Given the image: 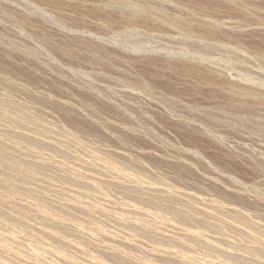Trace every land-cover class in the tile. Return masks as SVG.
I'll return each instance as SVG.
<instances>
[{
  "label": "rangeland",
  "instance_id": "1",
  "mask_svg": "<svg viewBox=\"0 0 264 264\" xmlns=\"http://www.w3.org/2000/svg\"><path fill=\"white\" fill-rule=\"evenodd\" d=\"M128 1L135 9H145L130 15L114 10L109 0H0V73L6 71L0 80L6 85L0 82L12 92L7 94L6 89L7 95L3 94L0 84L2 97L17 92L18 97L8 98L21 99L16 101L19 104L25 100L24 109L30 107L38 117L47 115L44 119L49 123H43V117L39 120L49 127L62 123L58 128L70 131L76 123L77 130L80 126V131H87L93 142L81 132L75 134L73 128L79 140L116 161L129 155H123L129 164L122 157L119 163L132 167L128 171L137 170L139 177L178 185L203 197V204L215 200L224 204L225 200L224 205L245 211L264 226V128L234 120L240 106L257 108L258 114L254 109L253 113L264 120V0ZM7 73L10 82L15 78L18 83L14 90L5 80ZM43 95L49 99L52 95L58 102L53 106L42 102ZM0 121L1 130L10 126ZM74 162L72 171L109 178L103 172L88 171L81 166L82 159L81 164ZM178 163L188 165L185 172ZM237 195L242 198L236 199ZM100 199L109 204L106 198V203ZM202 250L193 253L209 259L211 252ZM19 260L13 263L34 264Z\"/></svg>",
  "mask_w": 264,
  "mask_h": 264
},
{
  "label": "bare ground",
  "instance_id": "2",
  "mask_svg": "<svg viewBox=\"0 0 264 264\" xmlns=\"http://www.w3.org/2000/svg\"><path fill=\"white\" fill-rule=\"evenodd\" d=\"M228 1L236 2L237 0ZM109 3L115 7L114 10H125L130 15H135L137 12H142L141 9H145V7L135 9L128 0H109ZM161 18L164 19V17ZM198 19L200 20V18ZM178 20L180 21V18ZM4 72L6 73V71ZM4 72L1 71L0 74L2 75ZM8 75L9 73L6 77ZM13 79L11 78V82H14ZM5 80H8L12 89L13 86H18L16 85L18 83L15 82L11 84L9 77ZM3 81H1L2 84H4ZM4 82L6 85V81ZM2 84L1 86H3ZM6 87H4L5 89L1 88L0 94L3 89L5 90L3 94L12 93L9 90L10 86ZM26 88L29 89L28 86ZM6 89L10 92H6ZM13 92L11 95L14 96L17 92ZM18 93L21 94L20 91ZM237 94L239 95V93ZM21 95L24 97L23 94ZM25 95H27L25 98L29 97V93ZM30 95L32 96V94ZM16 96L18 97L17 94ZM8 97L0 98V120H5V124L7 122L9 123L7 125H10L3 130L0 125V134H2L0 135V264H14L17 262L14 260L17 259H23V261L27 259L34 264H264V226L253 221V217H248L245 211L224 205L225 200L224 204L219 200H206L208 204H203L205 203L203 197H197V195L178 189V185L177 187L173 184L177 187L176 189L171 183L169 185L165 182H155L157 179L152 181L153 179L149 180L148 177L144 179L135 174L137 170L135 172L131 170L134 172L131 174L128 168L132 167L128 165L127 168L119 163L122 158H124L123 161L129 155L121 153L120 155L123 154L125 157L122 155L121 158L118 155L119 157L116 158H120V160L116 161L105 152L102 154L99 151L101 152L99 153V149L91 148L87 145L88 142L86 144L76 137L75 134L78 132L89 136L86 134L87 131H85L86 133L80 131L83 130L79 128L80 126H77L79 129L77 130L76 123L75 127L73 125V128H76L74 129L76 130L75 134L72 131L73 128L70 130L72 132L68 130L69 128L67 130L63 129L64 127L58 128L62 126V123L61 126L54 123L53 126H58V129L49 127L50 124H43L51 121L44 119L47 116L46 109L41 107L46 116H40L38 111L39 117H43L42 119L45 120L41 119L42 123L36 112V114L30 112V107L29 111L24 109L25 100L19 104L17 102L21 100L20 97L18 101L17 98L10 99L11 97ZM43 97H39V100L48 102L52 106L55 104L54 101L58 102L55 99L54 101L49 99L46 95V99L45 97L42 99ZM258 97L260 96L258 95ZM39 102H37L38 106ZM234 106L236 107V105ZM240 107L237 108L238 110L235 108L240 111L236 119L237 113L234 112L236 113L234 120L250 123L248 126L253 124L260 130L264 128L263 118L257 117V108L255 109L253 106L252 109ZM253 109L257 114H254L255 111L253 113ZM69 110L71 112V109ZM44 113L42 112V114ZM207 114L212 116L211 112ZM259 116L261 115L259 114ZM7 125H4L3 122V126ZM255 126L254 128L257 129ZM98 127L100 128V124ZM133 127L135 126L133 125ZM19 128H23V130L25 128L27 132L19 130ZM130 129L133 130V128ZM135 129L137 130L136 127ZM140 131L141 129L137 132L140 133ZM38 135L43 136L40 138ZM77 136L80 137V133ZM93 136L91 137H97ZM110 136L112 135L110 134ZM85 139L93 142L90 137ZM114 139L113 141H116ZM119 141L121 140L119 139ZM71 148L76 151H72ZM72 152L76 154L73 155ZM82 153L83 155L87 154L88 159L85 155L82 157ZM131 157V162H133L134 159L132 160ZM80 159L83 163L81 166L88 171L103 172L105 175H109L110 179L105 175V178L101 176L100 178L87 171L70 170L74 163L76 166H80L74 162L78 160L80 163ZM128 159L125 161H130ZM173 165L176 166V164ZM179 166L185 172L188 165L185 168ZM74 167L72 168L75 169ZM177 168L176 170H179ZM178 177L182 178L180 175ZM45 189L57 194L52 196ZM239 195L236 196V199ZM239 197V199L242 198ZM100 198L104 202L103 198H106L107 203L111 206L114 204L115 207L111 208L108 206L109 204H103ZM99 199L102 203L99 202ZM262 211L259 212V216ZM261 216L264 218V215ZM105 224L111 226L112 229H107ZM166 228H171L172 232L169 233ZM139 237H143L140 238L143 244L145 241L149 244L146 247H142V243V246L139 245L140 242L137 244ZM196 250L198 253L201 250L202 252L209 251L211 257L209 259L202 257L204 258L202 259L201 256H196L198 254L193 253ZM207 254L204 255L207 257ZM12 258L17 259L12 260ZM230 259H235V263L233 260L230 262Z\"/></svg>",
  "mask_w": 264,
  "mask_h": 264
}]
</instances>
